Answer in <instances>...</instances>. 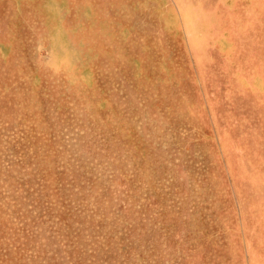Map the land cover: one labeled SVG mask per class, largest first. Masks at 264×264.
<instances>
[{
	"label": "rangeland",
	"instance_id": "374dc122",
	"mask_svg": "<svg viewBox=\"0 0 264 264\" xmlns=\"http://www.w3.org/2000/svg\"><path fill=\"white\" fill-rule=\"evenodd\" d=\"M0 264H264V0H0Z\"/></svg>",
	"mask_w": 264,
	"mask_h": 264
}]
</instances>
